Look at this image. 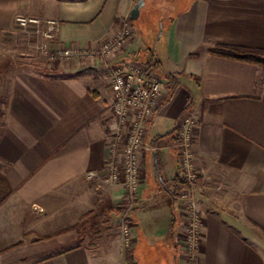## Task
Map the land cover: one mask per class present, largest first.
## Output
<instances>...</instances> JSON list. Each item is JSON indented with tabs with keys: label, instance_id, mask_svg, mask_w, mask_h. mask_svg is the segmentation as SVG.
<instances>
[{
	"label": "crops",
	"instance_id": "crops-1",
	"mask_svg": "<svg viewBox=\"0 0 264 264\" xmlns=\"http://www.w3.org/2000/svg\"><path fill=\"white\" fill-rule=\"evenodd\" d=\"M135 4L0 0V66L17 43L19 51L28 47L16 16L60 24L45 50L32 38L38 66L8 78L0 69V264H185L176 243L185 217L172 199L183 113L195 121L204 222L195 264H264V69L210 53L217 45L264 50V0H184L153 48L135 36L117 59L154 63L164 86L128 219L132 252L113 239L126 190L106 182L111 81L99 60L51 61L48 53L97 49L116 37ZM91 170L102 172L89 180Z\"/></svg>",
	"mask_w": 264,
	"mask_h": 264
},
{
	"label": "built area",
	"instance_id": "built-area-1",
	"mask_svg": "<svg viewBox=\"0 0 264 264\" xmlns=\"http://www.w3.org/2000/svg\"><path fill=\"white\" fill-rule=\"evenodd\" d=\"M15 26L41 39L43 45L40 48L45 50L48 44L56 39L60 24L53 19L19 15L15 18ZM134 38L133 24L130 19H125L116 37L105 41L95 50L65 48L48 53L51 61L72 58L99 60L104 72H110L113 101L110 155L105 167L106 182L121 185L126 190L128 206L121 217V231L126 248L133 246L128 219L145 179L144 156L147 149L145 140L149 124L157 116L164 86V80L152 62L139 65L134 62L117 61L128 51ZM176 140L180 175L187 183L178 199L185 222L176 243L180 247L185 264H195L204 222L197 200L199 170L194 154L195 121L188 113H183L179 118ZM101 172L91 170L87 172L86 177L94 180Z\"/></svg>",
	"mask_w": 264,
	"mask_h": 264
},
{
	"label": "rangeland",
	"instance_id": "rangeland-1",
	"mask_svg": "<svg viewBox=\"0 0 264 264\" xmlns=\"http://www.w3.org/2000/svg\"><path fill=\"white\" fill-rule=\"evenodd\" d=\"M138 1L140 0H135V3H137ZM183 4H184V0H145V4L140 11V16L138 20L132 21L130 19L133 24L135 36L140 37L141 35L140 37L141 41H146V42L148 41L151 47L153 48V46L156 44L157 40L159 39L161 35L163 27H165V25L168 24L169 20L173 18V16L176 14L177 11H179V9L182 7ZM16 30H17V33L20 36H22V38L26 37L28 39V47H26V49H24L23 47L21 51H19L16 48L18 45L17 43L15 48L14 47L12 48L13 50H11V53L8 59H6L0 66L1 67L0 69L2 70V76L4 78H8L9 76L13 77L14 75H16V73L19 70L23 69L25 66H29L30 68H32V66H38L37 63L39 62V60L42 59L40 53L37 52V50L34 51L32 47H30V44L33 43L32 38L33 37L36 38L35 35L25 32L23 30H20L18 28H16ZM142 64H145V63H142ZM105 74H106V79H108V81L109 82L111 81L112 83L110 72L108 71ZM111 105H112V102L110 103V106H109V110H108L109 114L111 113ZM149 160H150L151 171L154 172V165L152 161L153 154L149 155ZM148 167L149 165H147V168ZM125 199H126V196L124 200ZM132 209L133 207L131 208L130 213ZM120 224H121V221H120ZM120 233H122V231H119L117 227L113 235V239L118 242L119 247H121V250L123 253L132 252L133 246L131 248H126L124 241H123V235Z\"/></svg>",
	"mask_w": 264,
	"mask_h": 264
},
{
	"label": "trees",
	"instance_id": "trees-1",
	"mask_svg": "<svg viewBox=\"0 0 264 264\" xmlns=\"http://www.w3.org/2000/svg\"><path fill=\"white\" fill-rule=\"evenodd\" d=\"M210 53L213 55L220 56V57L235 59V60L242 61L245 63L254 64L264 69V50L217 45L210 49ZM153 66H155L154 63H153ZM168 80L170 81L172 85L174 84L170 78ZM174 87L175 86H172V89ZM186 186H187L186 180L179 174L176 177L175 182H174V192L172 194L173 201H176L179 199L182 191L186 188ZM125 200L120 204V208H119L120 213L122 215L128 206V202L127 200L126 201ZM76 227L77 226L72 227L71 230H74ZM69 230L70 229H67L61 232L52 233L48 236L40 237L38 241L50 240L53 237H56L58 235H61L62 233L68 232Z\"/></svg>",
	"mask_w": 264,
	"mask_h": 264
},
{
	"label": "water",
	"instance_id": "water-1",
	"mask_svg": "<svg viewBox=\"0 0 264 264\" xmlns=\"http://www.w3.org/2000/svg\"><path fill=\"white\" fill-rule=\"evenodd\" d=\"M144 4H145V0H140L133 6V9L130 14V19L132 21L138 20L140 16L141 8L144 6Z\"/></svg>",
	"mask_w": 264,
	"mask_h": 264
}]
</instances>
